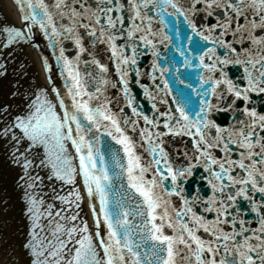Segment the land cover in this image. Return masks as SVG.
<instances>
[{"label":"snow or ice","instance_id":"obj_1","mask_svg":"<svg viewBox=\"0 0 264 264\" xmlns=\"http://www.w3.org/2000/svg\"><path fill=\"white\" fill-rule=\"evenodd\" d=\"M16 3L24 28H0V46L30 41L32 28L38 27L47 47L58 49L64 81L63 95L55 86L50 88L55 103L49 90L41 88L32 93L25 110L0 123V141L10 144V163L23 169L26 188L33 190L25 192L32 231L24 247L34 257L31 264H264V110L248 106L252 94H264V0ZM174 17L182 18L205 42L194 43L197 55L186 58L184 66L198 60L195 67L206 72L197 73L195 87L185 84V79L193 80L191 74L174 78V84L183 85L176 87V96L157 51L158 44L170 39L166 29L176 26ZM85 37L110 53L125 102L117 105L118 111L104 96L107 85L117 86L107 78L108 66L93 57L85 64H91L95 74L79 69L80 54L88 51ZM65 39L75 44V61L60 46ZM143 48L157 58L149 74L153 91L141 85L152 102L151 116L134 106L129 88V71L140 75L135 66ZM43 65L51 71L46 58ZM229 67L240 75H229ZM89 80L94 91L88 90ZM8 108L0 105V116ZM214 111H230L234 123L218 125L210 118ZM102 137L119 147L109 144L102 151ZM166 138H181L179 163L177 150L165 146ZM69 142L74 156L68 152ZM37 149L43 150L40 165L50 170L49 179L75 185L76 176L81 177L94 231L80 217L78 188L66 196L54 191L59 208L37 197L34 190L42 178L29 171ZM197 168L210 194L202 197L197 189L189 198L183 182ZM239 200L248 202L255 226L244 217Z\"/></svg>","mask_w":264,"mask_h":264},{"label":"water","instance_id":"obj_2","mask_svg":"<svg viewBox=\"0 0 264 264\" xmlns=\"http://www.w3.org/2000/svg\"><path fill=\"white\" fill-rule=\"evenodd\" d=\"M46 3L51 4L52 0H45ZM175 27L170 24L168 29L166 31L168 32V35L170 39L168 41H165L164 43L157 45V51L159 52V59L158 63L161 67L168 68L169 71L165 73V79H168L170 82V87L173 88L172 96H176L177 93L175 91L176 87H183V85L174 84L173 80L174 78L179 79H185L186 74H191L193 77V80H187L185 79V84L187 83H193V81L196 80L197 73H204L206 72L202 69H199L195 67V65L198 63V60H192L191 66L185 67L184 61L186 58L191 59L192 57L196 56L197 53L193 51L194 43H199L200 45H203L205 42L202 41L199 37H197L194 33L191 32V29L187 27V25L183 22L182 18H172ZM58 23H64L66 21H57ZM196 22L199 24V19L196 20ZM206 22V21H205ZM30 23V22H29ZM81 34H83V30L81 29ZM177 31L179 32V35H177ZM32 33L35 37V41L38 43L40 50L42 51V54L44 58L48 60V65L51 69L50 75L52 76L54 80V84L56 88H58L62 95L64 93L63 89V79L60 76V66L57 63L56 56L59 54L58 49L54 52L53 49L47 47L48 41L44 39L43 34L39 31L38 27L32 28ZM187 37H191V42L187 39ZM122 41H118V43H121ZM84 45L88 51H86L83 54H80L79 57V69L82 73L85 71H91L95 74L97 71L91 64H85V61H90L93 57L98 59L101 63L105 64L109 68V72L107 74V78L113 82L116 83L117 86L115 88L111 87V84L107 85L104 88V96H106L110 101V107H112L113 111H118L117 105L124 106L125 102L123 99V94L119 91L120 85L118 83L119 77L116 75L114 70V65L112 64L111 60L109 59L110 53L106 50V46L103 44L97 43L94 47L90 44L89 38H84ZM65 49V55L71 59L76 60L77 55V49L75 48V44L71 40H63L62 44L60 45ZM239 47V46H237ZM222 51V50H218ZM142 54L137 56V65L135 68L139 69L140 75L139 77L136 76L135 70L129 71V88H130V96L134 99V106L138 107L139 110L143 111L145 114L151 116L153 114L152 109V102L149 101L145 94H144V88L141 87V85H144L149 89V91H153L154 89V83L150 79L149 74L152 73V64L153 60L157 59L152 55V51L147 48L141 49ZM91 53V55H89ZM207 62V60L205 61ZM229 75L235 74L236 76L240 75V72L236 68L229 67L228 69ZM158 76L159 73H156ZM138 80V82H137ZM157 83H160V81H157ZM193 86L195 87L196 84L193 83ZM94 82L89 80L88 84V90L94 91ZM190 91V89H189ZM155 95V92H153ZM172 96L168 97L169 104H172ZM193 99L197 101L198 103V97L193 94ZM157 100H159V96H157ZM215 103V101L213 100ZM66 103H70L66 99ZM240 103V102H238ZM93 106H95L96 101L94 100L92 102ZM173 108L175 105H172ZM249 107H255L257 111L264 110V94L257 96L256 94H252V99L248 103ZM158 107H161V110H163V106L158 105ZM125 112L130 114V109L125 107ZM210 118L213 119L218 125L222 127H229L234 123L233 114L230 111H214L211 113ZM143 122L141 121V125ZM130 135H132L131 132H129ZM166 140H169V143H167L165 146L169 148L171 151L172 149L177 150V156H178V150L183 147L181 143V138H176L175 140H170L169 138H166ZM184 142H188V138H183ZM111 144L114 147H119L114 144L113 141L110 140V138L102 137L101 138V149L102 151L107 148V146ZM140 151V149H138ZM122 155V153H121ZM182 157L178 156L177 163L182 161ZM203 174L202 169H194L193 175L189 177L187 180H185L184 187H185V195L189 196L191 198L193 195L196 194V190L199 189V195L205 196L206 194H210V189L207 188L206 182L202 181L200 179L201 175ZM165 186H169V182H165ZM255 198L257 200H260V194H256ZM173 202L175 203L177 201V198L175 196L172 197ZM238 203L241 206V211L244 214V217L246 219H251L253 221V226H255V214L250 213L248 202L239 200ZM199 211V208L196 209ZM209 219L212 218V214H206ZM103 225H101V233L103 234Z\"/></svg>","mask_w":264,"mask_h":264},{"label":"bare ground","instance_id":"obj_3","mask_svg":"<svg viewBox=\"0 0 264 264\" xmlns=\"http://www.w3.org/2000/svg\"><path fill=\"white\" fill-rule=\"evenodd\" d=\"M17 27L18 29L24 28L23 14L20 11L19 5L16 0H0V28L2 27ZM33 38V37H32ZM4 39L3 35L0 34V41ZM34 39L30 41L26 40L20 43H16L9 47L0 46V105H8L7 114L0 116V123L8 120L17 113L25 110L27 107V102L34 91H39L41 88L49 90V99H52L55 103L54 94L51 93L50 88L53 86L52 82L48 79L50 72L43 65L44 57L40 47L35 44ZM21 78V79H20ZM52 78V77H51ZM20 81L25 82V92L20 90L22 96H25V102L21 105H14L13 92L18 91V85ZM18 96V92L15 94ZM15 108V110H13ZM67 149L69 154L74 156V149L72 148L70 142L67 144ZM32 158L34 164L29 170L32 176H37L36 173H44L50 177L51 173L47 167L40 165V159L43 158V150L37 149L33 152ZM53 180V178H52ZM75 185L62 184L60 181L53 180L47 185L53 188L52 192L50 190L42 191L43 196L54 195V191L59 195H67L69 191L73 188H78L81 193L82 200L80 202V215L88 214V219L85 220L89 224L90 230L94 231L93 217L89 210V200L84 189L82 179L79 175L75 178ZM40 196H38L39 198ZM5 198V197H4ZM26 200V199H25ZM48 203H54L57 208L61 207L59 201L53 198L49 201H45V205ZM0 209V218L10 214L9 204L6 206L4 202L2 203ZM2 212V213H1ZM4 215V216H3ZM18 217L15 216L13 223L18 222ZM7 221V220H6ZM2 229H0L1 231ZM31 220L29 219V214L27 212V205L25 207V233L31 231ZM25 244L28 239L25 238ZM16 241L7 243L0 237V259L4 260L7 258V264H31L34 257H32L31 252L25 248V250H18L15 245ZM24 249V248H23ZM0 260V261H1Z\"/></svg>","mask_w":264,"mask_h":264},{"label":"rangeland","instance_id":"obj_4","mask_svg":"<svg viewBox=\"0 0 264 264\" xmlns=\"http://www.w3.org/2000/svg\"><path fill=\"white\" fill-rule=\"evenodd\" d=\"M19 83L21 84L17 87L18 91L13 92L15 94L18 92V96L13 95L12 97L10 95L14 105H21L25 102V96H22L20 93L21 89L25 92V82L20 81ZM23 90H21L22 93ZM9 152L10 144L0 141V209H2L1 205L3 202L6 206L9 204L10 208V214L5 216V218H0V229H2L0 237L2 236V239L7 241V243L16 241L15 244L17 245L15 247L18 250H25V238L29 240L32 231L25 233V207L27 205L25 192L33 190L26 188L23 169L10 163L11 157ZM36 175L40 176L42 181L38 182V186L34 190L35 194L37 197L40 196L39 198H42L44 201L51 200L53 198L52 194L45 197L42 195V191L50 190L52 192L53 188L47 185L55 179H49L48 175L44 173H36ZM85 215L86 219L89 220L88 214ZM85 215H80V217L84 219ZM15 216L18 217L16 224L13 223ZM0 264H7V258L1 260Z\"/></svg>","mask_w":264,"mask_h":264}]
</instances>
